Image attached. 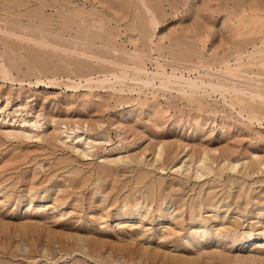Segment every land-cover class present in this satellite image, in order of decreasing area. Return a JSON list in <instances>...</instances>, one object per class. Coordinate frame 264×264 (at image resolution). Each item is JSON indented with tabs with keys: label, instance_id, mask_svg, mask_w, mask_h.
Here are the masks:
<instances>
[{
	"label": "rangeland",
	"instance_id": "1",
	"mask_svg": "<svg viewBox=\"0 0 264 264\" xmlns=\"http://www.w3.org/2000/svg\"><path fill=\"white\" fill-rule=\"evenodd\" d=\"M0 264H264V0H0Z\"/></svg>",
	"mask_w": 264,
	"mask_h": 264
},
{
	"label": "bare ground",
	"instance_id": "2",
	"mask_svg": "<svg viewBox=\"0 0 264 264\" xmlns=\"http://www.w3.org/2000/svg\"><path fill=\"white\" fill-rule=\"evenodd\" d=\"M199 86V85H198ZM32 203V202H31Z\"/></svg>",
	"mask_w": 264,
	"mask_h": 264
}]
</instances>
